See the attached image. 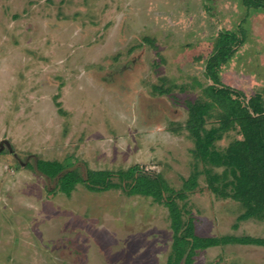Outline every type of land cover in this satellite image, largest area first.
Instances as JSON below:
<instances>
[{
  "label": "rangeland",
  "instance_id": "obj_1",
  "mask_svg": "<svg viewBox=\"0 0 264 264\" xmlns=\"http://www.w3.org/2000/svg\"><path fill=\"white\" fill-rule=\"evenodd\" d=\"M225 33L238 44L218 86L264 99V8L243 0H0V264H167L164 205L128 195L127 181L67 195L37 161L83 178L137 164L182 188L195 163L187 105L210 101L207 66ZM203 180L178 200L196 235L264 239L263 219L237 221L241 204ZM190 264H264V245L196 249Z\"/></svg>",
  "mask_w": 264,
  "mask_h": 264
},
{
  "label": "trees",
  "instance_id": "obj_2",
  "mask_svg": "<svg viewBox=\"0 0 264 264\" xmlns=\"http://www.w3.org/2000/svg\"><path fill=\"white\" fill-rule=\"evenodd\" d=\"M243 2L248 7L264 8L261 0ZM237 40L234 33L220 36L217 54L207 66L213 81L207 87L210 101L189 102L187 105L185 129L194 143L191 151L195 163L193 171L179 190L170 187L160 174L149 176L143 173L137 164L125 171L89 169L85 178L73 169L66 171V166L56 160H38V169L51 178L59 175L60 189L67 195L79 182L84 183L90 191L100 192L118 188L120 183L127 181L128 195L149 196L164 205L172 229V252L167 258V264H179L184 260V264H190L196 249L206 247L229 243L264 245L263 238L249 236H198L194 233L191 220L185 223L182 219V210L178 204V200L185 199L187 193L196 188L198 177L203 174V181L212 194L219 198H231L241 204L243 212L237 221L250 218L264 220V99L256 93L245 100L241 91L218 86L221 84L216 73V68L231 57L238 44ZM213 109L217 111V123L206 127ZM234 129L238 130L240 136L229 142L224 149H218L217 142L226 132ZM198 162L203 164L201 170L197 168ZM113 175H117L119 182L112 181ZM233 226L236 227L237 223Z\"/></svg>",
  "mask_w": 264,
  "mask_h": 264
}]
</instances>
